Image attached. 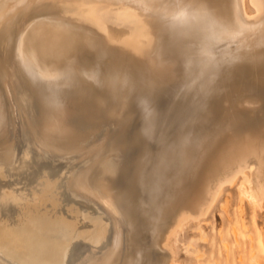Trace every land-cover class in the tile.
<instances>
[{
	"label": "bare ground",
	"instance_id": "obj_1",
	"mask_svg": "<svg viewBox=\"0 0 264 264\" xmlns=\"http://www.w3.org/2000/svg\"><path fill=\"white\" fill-rule=\"evenodd\" d=\"M0 44L12 48L9 69L0 63V264H153L174 206L192 194L164 244L200 211L198 177L245 116V82L264 89V0H0ZM115 44L145 59L138 71L156 85L136 95L137 122L96 137L103 97L81 80L102 71L82 54ZM223 159L235 166L226 180L241 175V196L262 208L264 120L236 132Z\"/></svg>",
	"mask_w": 264,
	"mask_h": 264
},
{
	"label": "rangeland",
	"instance_id": "obj_2",
	"mask_svg": "<svg viewBox=\"0 0 264 264\" xmlns=\"http://www.w3.org/2000/svg\"><path fill=\"white\" fill-rule=\"evenodd\" d=\"M249 2L250 1L247 2L248 11L251 14L256 13L255 15H253L256 16L257 12H255V8L254 6H252V3L250 2V4ZM58 5L60 4L58 3L57 5H54L56 10H63V8L58 7ZM96 42L99 46H101L100 39H98V41ZM119 45L120 44H115V46H113V49H107L108 51L104 50L105 53L100 52L101 54H99V57L95 54L98 50H94L95 52H93L90 47L86 49L87 52L82 54L83 61H85L87 65L98 66L102 71L101 81H89L87 79L81 80L83 84L88 85L90 93L93 94L89 99L92 100L93 98H95L94 96L97 97V95H101L103 97L102 105H105V112L103 116L104 120L102 123L106 124V126L103 127V125H101V127H98V129L92 131V135L96 137H98L101 132L104 134H108L112 131L118 132L119 125L120 127L121 125L128 126L132 122H137L139 120V116L136 113L134 103L136 95L139 92L150 90V88L156 85V83H154L153 81L155 79L150 78L149 80V78L144 76L141 71H138L139 67H141V65L145 62V59L141 57H135L132 52L127 49V47L122 44L119 47ZM8 48L10 47H7L5 53H3L0 44V63L6 70L9 69V63L12 54V48ZM98 48L100 50V47H97V49ZM122 48H124V52H122L123 50L120 51ZM125 50L127 53L125 52ZM106 52H109L110 55L113 56L111 58L110 55H107L105 57V54H107ZM102 55L104 56V58ZM97 63H99V65ZM109 63H113V65H110ZM122 64L124 67H122ZM112 66L116 67L115 70H113L114 67ZM107 69L109 70V72ZM127 70L129 71V73ZM147 81H149V83H147ZM253 82L257 84V81L253 80ZM253 82L251 81L252 84L250 83V81L245 82V86L243 87L240 96L239 103L246 111L244 116L245 118L243 117L244 120L240 119V121H238L240 125L242 124L244 126L246 124L244 126L245 129L240 126L238 122V124H234L231 130L233 135L229 133V131L227 132L228 134L225 135L227 136L225 137V140H223V137L221 143H218L219 146L217 144L216 147H214V150L210 152L209 158H207V161H205L206 163H204L203 169L200 172L199 177H201H198V181L196 184L197 189L201 184H206V187H200V189L202 188L203 198L200 211L196 213L194 212L192 216H190L183 223L184 226L180 227L177 230V232L170 240L169 244H164L162 243V239L164 234L168 230L167 228L169 227V224H171L177 214L188 209L192 194L184 197L181 202L177 203L174 206V211L172 210L173 212L170 211L168 213L160 229L157 240L158 244L155 243V246L153 247V264H155L157 260L163 258L167 260L175 258L174 260H176V263L179 262L177 264H264V202L262 208H258L255 207L250 199L243 198L240 194L238 181L240 180L241 175H239V177L234 182H232L233 184L231 185V182H228L227 180L235 173V166L232 161H222L224 160L223 158L225 157V155H227V153L231 151L236 132H246L249 131L250 128L251 131H253L264 120V114H261L262 110L264 111V89L261 85H255ZM151 84L152 86L148 87V85ZM77 94L78 96L76 97V100L81 96L79 95V91ZM242 97H244L245 99L243 98L242 100ZM248 97H250L254 101H252ZM85 98L88 99V97L86 96ZM176 98L178 99L179 97ZM177 99H175L174 97L172 101ZM259 99L261 101L263 100V104L259 101ZM165 100L166 99L162 93H156L154 97L156 105L164 104ZM92 101L96 103L95 99H93ZM254 102L256 106H254ZM256 102L259 103V105H257ZM246 104L252 105L254 107H249ZM251 110H253L254 112ZM260 114L261 117L258 116ZM9 116L12 118L14 116L11 109L9 111ZM244 121H246L245 124L243 123ZM109 122L112 123L108 124ZM137 151L138 149L137 147H135L128 153L127 157L129 161L134 160L135 156L137 155ZM248 165L249 164H247V166ZM216 166L219 168H217ZM247 168L245 169L248 170ZM205 174H208L209 177L205 176ZM223 181L225 182V184H223ZM219 188H221L220 193L218 192L220 195L217 193ZM209 195L211 196L207 197ZM208 205L211 206V209ZM206 209L207 211H210L207 212ZM201 213L203 214V216H201ZM195 216L197 218V221L195 220ZM198 217L200 218L198 219ZM190 218L193 220H190ZM162 229H164V231Z\"/></svg>",
	"mask_w": 264,
	"mask_h": 264
}]
</instances>
